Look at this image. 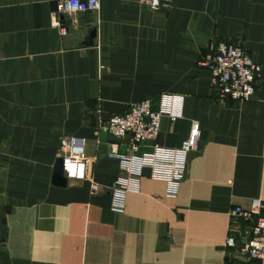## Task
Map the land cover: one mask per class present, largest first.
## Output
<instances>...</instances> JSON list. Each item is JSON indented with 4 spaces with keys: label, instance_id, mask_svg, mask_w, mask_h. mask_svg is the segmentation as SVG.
Here are the masks:
<instances>
[{
    "label": "crops",
    "instance_id": "obj_1",
    "mask_svg": "<svg viewBox=\"0 0 264 264\" xmlns=\"http://www.w3.org/2000/svg\"><path fill=\"white\" fill-rule=\"evenodd\" d=\"M59 1L0 0V264L235 260L224 246L232 208L264 203V0H164L157 10L98 0L55 16ZM218 41L260 66L248 100H218L198 65ZM161 94L181 97V115L163 117L154 142L177 147L196 124L197 147L175 195L143 169L114 212L110 144L123 153L128 138L101 124ZM68 135L85 140V176L58 186L52 169Z\"/></svg>",
    "mask_w": 264,
    "mask_h": 264
},
{
    "label": "built area",
    "instance_id": "obj_2",
    "mask_svg": "<svg viewBox=\"0 0 264 264\" xmlns=\"http://www.w3.org/2000/svg\"><path fill=\"white\" fill-rule=\"evenodd\" d=\"M162 1L136 0L149 10H157ZM97 6L98 0H60L54 15L90 12ZM52 26L59 27L60 33L65 34V28L59 25L57 18ZM198 65L208 70L210 85L218 100L242 102L253 95L254 77L260 66L239 44L229 41L214 43L198 60ZM181 101V97L174 94H161L157 100L144 97L123 113L109 116L101 124V129L109 136L128 138L127 149L123 153H116L115 144H110L109 153L118 160V175L110 189L112 211H123L125 195L138 190L143 169H148L153 179L164 182L167 195L176 194L186 168L187 154L197 147V125L191 126L187 138L177 147H162L154 141L163 117L170 122L180 117ZM84 143V138L76 135L58 139V158L66 181L82 180L85 176ZM143 146L147 148L140 150ZM261 209H264V203L257 198H251L247 208H232L224 246L234 248L237 258L224 264H264V213L260 212Z\"/></svg>",
    "mask_w": 264,
    "mask_h": 264
},
{
    "label": "water",
    "instance_id": "obj_3",
    "mask_svg": "<svg viewBox=\"0 0 264 264\" xmlns=\"http://www.w3.org/2000/svg\"><path fill=\"white\" fill-rule=\"evenodd\" d=\"M52 183L58 186H63L66 183L65 178L62 176L60 158H56L55 163L52 169ZM261 213H264V209L260 210Z\"/></svg>",
    "mask_w": 264,
    "mask_h": 264
}]
</instances>
